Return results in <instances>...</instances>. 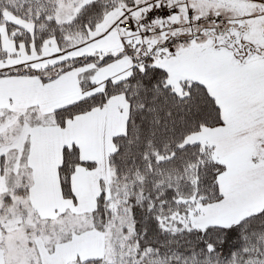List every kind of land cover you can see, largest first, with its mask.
<instances>
[{
    "label": "snow or ice",
    "instance_id": "6c2138e0",
    "mask_svg": "<svg viewBox=\"0 0 264 264\" xmlns=\"http://www.w3.org/2000/svg\"><path fill=\"white\" fill-rule=\"evenodd\" d=\"M0 264H264V0H0Z\"/></svg>",
    "mask_w": 264,
    "mask_h": 264
}]
</instances>
